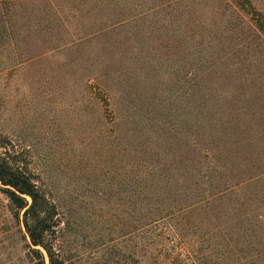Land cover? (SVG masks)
<instances>
[{
  "label": "rangeland",
  "instance_id": "374dc122",
  "mask_svg": "<svg viewBox=\"0 0 264 264\" xmlns=\"http://www.w3.org/2000/svg\"><path fill=\"white\" fill-rule=\"evenodd\" d=\"M5 150L67 264H264V0H0Z\"/></svg>",
  "mask_w": 264,
  "mask_h": 264
},
{
  "label": "trees",
  "instance_id": "16d2710c",
  "mask_svg": "<svg viewBox=\"0 0 264 264\" xmlns=\"http://www.w3.org/2000/svg\"><path fill=\"white\" fill-rule=\"evenodd\" d=\"M5 21L4 29L9 26ZM0 190L14 217L23 224L28 254L36 264H67L56 246L57 209L37 177L7 151H0Z\"/></svg>",
  "mask_w": 264,
  "mask_h": 264
}]
</instances>
